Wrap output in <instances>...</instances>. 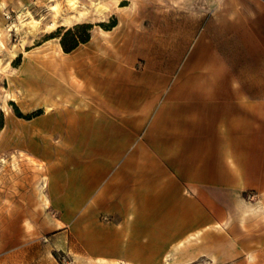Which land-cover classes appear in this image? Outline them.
I'll list each match as a JSON object with an SVG mask.
<instances>
[{
  "label": "crops",
  "instance_id": "obj_1",
  "mask_svg": "<svg viewBox=\"0 0 264 264\" xmlns=\"http://www.w3.org/2000/svg\"><path fill=\"white\" fill-rule=\"evenodd\" d=\"M93 4L105 23L108 2ZM99 4L105 19L94 16ZM124 14L131 31L107 85L96 86L106 95L99 117L75 118L106 142L103 155H92L106 156V169L82 168L85 183L58 199L90 205V234L77 242L94 259L163 264L169 248L227 221L238 195L264 197V0H140ZM108 34L96 27L91 39ZM43 45L65 54L56 40ZM237 208L264 214L253 203Z\"/></svg>",
  "mask_w": 264,
  "mask_h": 264
},
{
  "label": "rangeland",
  "instance_id": "obj_2",
  "mask_svg": "<svg viewBox=\"0 0 264 264\" xmlns=\"http://www.w3.org/2000/svg\"><path fill=\"white\" fill-rule=\"evenodd\" d=\"M67 1L0 0L1 31L15 26L0 38V264L124 263L94 259L91 248L80 247L77 240L90 234L85 227L90 205L61 204L58 196L67 186L85 183L78 177L82 168L94 174L106 169V156H92L103 155L106 142L91 137L88 125L81 128L75 118L89 112L97 121L106 95L96 86L107 85L108 71L119 63L114 56L121 57L123 35L131 31L124 25L129 15L124 12L134 11L140 0H119L116 6L111 0H75L81 17L58 28L60 16L74 15ZM102 1L110 11L107 15L102 4L95 5L94 16L107 15L105 23H98L91 6ZM130 4L123 11L116 8ZM96 27L108 36L92 41ZM49 40L60 46L63 40L68 49L77 46L57 56L45 52ZM11 52L16 57L9 61ZM240 202L264 207V197L238 195L227 221L169 248L163 264H264V214L243 216Z\"/></svg>",
  "mask_w": 264,
  "mask_h": 264
},
{
  "label": "bare ground",
  "instance_id": "obj_3",
  "mask_svg": "<svg viewBox=\"0 0 264 264\" xmlns=\"http://www.w3.org/2000/svg\"><path fill=\"white\" fill-rule=\"evenodd\" d=\"M68 3H69V4H68ZM67 4H68V6L70 5L71 9L74 11V12H73L74 15H72L71 17H70V16H60V18H59V22L61 23V26H67V25H70L73 19H79V18L81 17L80 11H79V13L77 14V5H76L75 0H68V1H67ZM56 10H57L56 7H53V8L51 9V11H52L53 13H54V12L56 13V12H57ZM101 10H103V9H101ZM36 22H37V21H36ZM36 22H35V26H34V27H37V25H38V23H36ZM53 25H54V24H50L51 27H53ZM13 28H14L13 26H9V31L11 32ZM33 33H35V32H33ZM12 57H13V56L11 55L10 58H12ZM10 58H9V59H10Z\"/></svg>",
  "mask_w": 264,
  "mask_h": 264
},
{
  "label": "trees",
  "instance_id": "obj_4",
  "mask_svg": "<svg viewBox=\"0 0 264 264\" xmlns=\"http://www.w3.org/2000/svg\"><path fill=\"white\" fill-rule=\"evenodd\" d=\"M78 28H79V26H78ZM88 38V37H87ZM87 38H85L84 40H82L80 43H85V42H87L88 41V39ZM61 47H62V50H63V52L64 53H69L70 51H72L77 45L75 44V45H73L71 48H66V46H65V44H64V42H63V40H61Z\"/></svg>",
  "mask_w": 264,
  "mask_h": 264
}]
</instances>
